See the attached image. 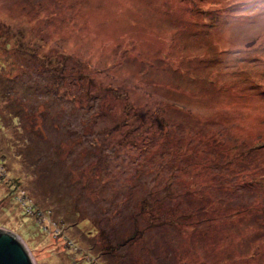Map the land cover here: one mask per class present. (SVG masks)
Masks as SVG:
<instances>
[{
  "label": "rangeland",
  "instance_id": "374dc122",
  "mask_svg": "<svg viewBox=\"0 0 264 264\" xmlns=\"http://www.w3.org/2000/svg\"><path fill=\"white\" fill-rule=\"evenodd\" d=\"M0 229L35 264H264V0H0Z\"/></svg>",
  "mask_w": 264,
  "mask_h": 264
},
{
  "label": "water",
  "instance_id": "95a60500",
  "mask_svg": "<svg viewBox=\"0 0 264 264\" xmlns=\"http://www.w3.org/2000/svg\"><path fill=\"white\" fill-rule=\"evenodd\" d=\"M0 264H35L23 242L6 229H0Z\"/></svg>",
  "mask_w": 264,
  "mask_h": 264
},
{
  "label": "trees",
  "instance_id": "16d2710c",
  "mask_svg": "<svg viewBox=\"0 0 264 264\" xmlns=\"http://www.w3.org/2000/svg\"><path fill=\"white\" fill-rule=\"evenodd\" d=\"M134 237H135V236H134ZM134 237H133V235H131V236L127 239V241L133 239Z\"/></svg>",
  "mask_w": 264,
  "mask_h": 264
}]
</instances>
